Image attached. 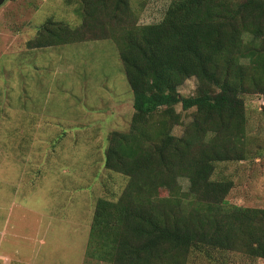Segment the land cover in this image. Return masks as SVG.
I'll return each mask as SVG.
<instances>
[{
  "label": "trees",
  "instance_id": "trees-1",
  "mask_svg": "<svg viewBox=\"0 0 264 264\" xmlns=\"http://www.w3.org/2000/svg\"><path fill=\"white\" fill-rule=\"evenodd\" d=\"M79 1V24L49 17L28 47L113 38L133 91L130 128L112 130L105 151V167L126 183L97 199L86 255L109 264H192L232 250L264 258V208L231 203L233 179L214 177L218 162L244 159L245 96L264 93V0H172L149 24L132 20L129 0ZM191 77L206 89L183 95ZM179 104L195 108L182 135L173 132Z\"/></svg>",
  "mask_w": 264,
  "mask_h": 264
},
{
  "label": "rangeland",
  "instance_id": "rangeland-1",
  "mask_svg": "<svg viewBox=\"0 0 264 264\" xmlns=\"http://www.w3.org/2000/svg\"><path fill=\"white\" fill-rule=\"evenodd\" d=\"M129 1L132 20L149 24L163 19L172 0ZM78 7L79 0L0 6V264H109L86 249L97 199L126 183L105 167L109 133L127 131L134 112L119 46L103 38L28 47L49 17L79 24ZM204 89L195 77L180 86L183 95ZM245 102L246 155L218 162L214 177L233 179L231 203L264 208V93ZM177 109L183 118L173 132L182 135L195 108ZM215 254L192 264H264L239 251Z\"/></svg>",
  "mask_w": 264,
  "mask_h": 264
},
{
  "label": "water",
  "instance_id": "water-1",
  "mask_svg": "<svg viewBox=\"0 0 264 264\" xmlns=\"http://www.w3.org/2000/svg\"><path fill=\"white\" fill-rule=\"evenodd\" d=\"M7 0H0V6H2Z\"/></svg>",
  "mask_w": 264,
  "mask_h": 264
}]
</instances>
